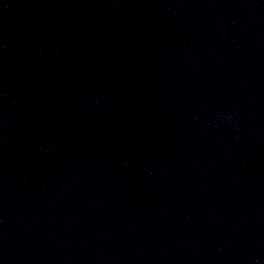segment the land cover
Returning a JSON list of instances; mask_svg holds the SVG:
<instances>
[{
    "label": "water",
    "instance_id": "1",
    "mask_svg": "<svg viewBox=\"0 0 264 264\" xmlns=\"http://www.w3.org/2000/svg\"><path fill=\"white\" fill-rule=\"evenodd\" d=\"M0 264H264V0H140L0 105Z\"/></svg>",
    "mask_w": 264,
    "mask_h": 264
}]
</instances>
